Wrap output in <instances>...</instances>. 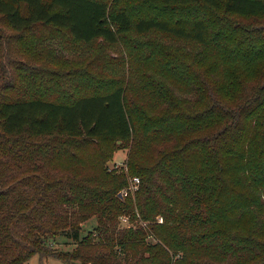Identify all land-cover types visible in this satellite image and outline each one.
<instances>
[{
	"label": "trees",
	"instance_id": "16d2710c",
	"mask_svg": "<svg viewBox=\"0 0 264 264\" xmlns=\"http://www.w3.org/2000/svg\"><path fill=\"white\" fill-rule=\"evenodd\" d=\"M122 1L0 0L16 44L42 30L20 46L0 35V264L33 255L67 264H264V37L246 52L224 49V18L219 30L188 14L134 16ZM138 1L264 18V0ZM131 31L190 40L200 52L143 43L135 60L125 57L123 76L110 56H95L105 73L86 75L69 101L28 95L27 69H50L38 65L46 53L52 65L71 60L70 45L59 44L66 55L48 54L59 51L51 33L115 44ZM34 45L36 57L27 53ZM121 147L126 169H111ZM129 176L139 185L121 198ZM122 215L131 226L120 225ZM60 237L74 249H57Z\"/></svg>",
	"mask_w": 264,
	"mask_h": 264
},
{
	"label": "rangeland",
	"instance_id": "374dc122",
	"mask_svg": "<svg viewBox=\"0 0 264 264\" xmlns=\"http://www.w3.org/2000/svg\"><path fill=\"white\" fill-rule=\"evenodd\" d=\"M120 6L125 7L134 16L159 15L163 17L165 16L170 20H174L184 14H188L190 16H200L207 20L210 19L213 23H215V25L218 26L219 30L221 29V18H224L222 27L224 28L230 26L229 31L222 36V44L224 45V49H231L232 47H236L239 52H246L251 44L256 43L259 39L264 37V18L262 17L259 18L232 15L224 13L222 11L212 10L209 7L199 6L189 8L187 7L184 9L176 7L170 10L161 9L158 11L155 10L153 6L143 4L138 0H123ZM41 31V29L36 30L35 33H31L34 35H28L25 40L16 44L17 39L13 37L15 32L11 30V28H9L6 19L0 16V35H6L8 40L11 41L12 45H25L27 41H29L27 42L28 44L34 43L36 42L38 33H40ZM211 31L213 34H215L213 37L214 40L219 41L220 38L216 34V27L211 25ZM51 34L55 37L53 41H55L56 43L53 47L59 51H50L48 54L55 57L66 55V52L60 51V45H70L69 47H71L72 51L69 53L68 57L71 60L66 63L61 62L60 64L52 65L49 60L48 63H46L45 57H48L46 53L45 57L43 56L42 62L38 61V65L49 64L47 66L50 69L46 68L45 72L41 73L36 72V70L33 68L27 69V78L28 81H30V88L28 92L29 96L41 95L56 100L62 99L69 101L70 98L67 96H69L70 93L75 94L79 91L76 83H78L79 81H84L86 79V75H95L96 73V76H98L105 73L104 69L100 66V63L98 60H96L95 56L99 59L104 56H110L112 62L119 63V71L123 76L124 74L122 73V66L124 64V61L128 60H125V57L128 58V53H130L132 55V59L135 60L141 53L139 50L140 45L143 43L147 45L151 44V46L158 45L160 48L170 51L169 53L175 51L176 55L178 56H180L182 53L198 54L200 52V48L193 41L175 38L159 32L139 34L135 31H131L121 36L119 42L115 44L109 43L102 38L95 39L91 43L86 44L75 40L69 41V39L66 37L67 35L64 34L57 35L56 32ZM227 36H232V38L236 41L230 42L227 39L226 44H224V38H226ZM48 44L51 45V42H48ZM30 48L31 50L27 52L29 56L33 55L34 57H36L38 55V46L34 45ZM41 48H39L40 51H42ZM15 52L16 51H14L12 57L15 60H19L21 57L15 55ZM30 61L29 62L31 64L36 65L33 62L34 60ZM84 67H87L88 70H86ZM67 70H69V74L65 76L64 73H66ZM12 74L14 76V70ZM246 74H248L247 71H245L244 67L241 66L239 70L240 77H243V75ZM16 75L14 76V79H17V82H19V80L21 79L20 77L17 78ZM126 77H128V73L126 74ZM184 96H187V94H184ZM203 107V105H199L196 107L195 111L201 110L203 109ZM128 149L129 148L127 147H121L115 151L112 160L109 162V166L111 169L120 170L122 167L126 169L125 160L127 158ZM134 177L138 176H129L127 185L118 192V194H121V198L124 197L128 192H133L135 189H137L139 184L137 186L134 185ZM96 221L97 220L95 217L93 219H90L87 223V227L83 231V234H86L90 229H92L93 226L97 223ZM158 221L162 222V217H159ZM120 225L129 227L132 225V222L130 221V218L128 216L124 217L122 215ZM54 246L59 250L71 251L74 249L75 244L68 238L60 237L58 238V243ZM24 264L67 263L54 257H40L39 255H33Z\"/></svg>",
	"mask_w": 264,
	"mask_h": 264
},
{
	"label": "built area",
	"instance_id": "2783aa9c",
	"mask_svg": "<svg viewBox=\"0 0 264 264\" xmlns=\"http://www.w3.org/2000/svg\"><path fill=\"white\" fill-rule=\"evenodd\" d=\"M139 184V178L134 177V185L137 186Z\"/></svg>",
	"mask_w": 264,
	"mask_h": 264
},
{
	"label": "water",
	"instance_id": "95a60500",
	"mask_svg": "<svg viewBox=\"0 0 264 264\" xmlns=\"http://www.w3.org/2000/svg\"><path fill=\"white\" fill-rule=\"evenodd\" d=\"M119 195V197H121V194H118Z\"/></svg>",
	"mask_w": 264,
	"mask_h": 264
}]
</instances>
